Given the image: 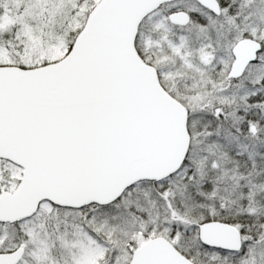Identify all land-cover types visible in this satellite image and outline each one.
I'll list each match as a JSON object with an SVG mask.
<instances>
[{
	"label": "snow or ice",
	"instance_id": "obj_1",
	"mask_svg": "<svg viewBox=\"0 0 264 264\" xmlns=\"http://www.w3.org/2000/svg\"><path fill=\"white\" fill-rule=\"evenodd\" d=\"M0 264H264V0H0Z\"/></svg>",
	"mask_w": 264,
	"mask_h": 264
}]
</instances>
